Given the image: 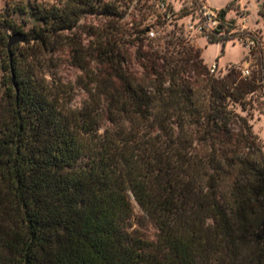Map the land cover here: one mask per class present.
<instances>
[{"label": "trees", "instance_id": "obj_1", "mask_svg": "<svg viewBox=\"0 0 264 264\" xmlns=\"http://www.w3.org/2000/svg\"><path fill=\"white\" fill-rule=\"evenodd\" d=\"M135 2L0 14V264H264V142L236 111L263 90L264 55L249 77L212 75L183 31L127 22ZM231 24L208 41L252 35ZM15 33L25 41L10 54ZM60 50L87 79L81 107L48 77Z\"/></svg>", "mask_w": 264, "mask_h": 264}, {"label": "rangeland", "instance_id": "obj_2", "mask_svg": "<svg viewBox=\"0 0 264 264\" xmlns=\"http://www.w3.org/2000/svg\"><path fill=\"white\" fill-rule=\"evenodd\" d=\"M28 0H0V14L4 13L9 5H15ZM51 1V0H38ZM108 1V0H105ZM205 4L216 14L220 10L226 8L228 4L236 1L239 7H235L228 12L227 20L234 24L233 32L252 33L257 36L261 42L262 49L258 50L254 58L251 55L249 47L238 37L226 41L210 43L204 35L190 31L187 29L189 19L193 14L183 16L184 11H192L196 9L193 0H136L133 4L127 22L138 23L145 20V24H154L157 33L151 34L152 37L161 35L163 32L183 31V35L187 41L195 45L201 51V57L208 68L213 65L218 66V74L226 75L230 69L249 68L251 75L254 70L260 69V55H264V16L260 14V9L264 0H205ZM170 4L174 11L173 17L166 21L165 27L161 24L157 25V15L167 9ZM244 11L242 13V11ZM191 13V12H190ZM245 16V17H244ZM20 22V21H19ZM86 25H97L98 20L88 18L84 21ZM28 31V27L25 28ZM79 33L82 35L81 31ZM79 34V35H80ZM256 46V45H255ZM253 49V48H252ZM134 50V49H132ZM259 51H263L260 53ZM257 56V57H256ZM133 69L140 71L138 65L134 64ZM49 79L55 80L57 84H72L75 91L74 107H81L88 99V94L84 89L87 79L84 73L71 63L68 51L60 50L55 54L52 66L47 70ZM250 75V76H251ZM236 111L243 117H248L250 124L253 126V132L264 142V87L262 91L257 92L252 97V107L248 106L247 111H243L240 106L236 107ZM249 112V113H248ZM136 215H141L139 206L135 203ZM144 230L152 236L154 234L153 227L148 224Z\"/></svg>", "mask_w": 264, "mask_h": 264}, {"label": "built area", "instance_id": "obj_3", "mask_svg": "<svg viewBox=\"0 0 264 264\" xmlns=\"http://www.w3.org/2000/svg\"><path fill=\"white\" fill-rule=\"evenodd\" d=\"M242 11V10H241ZM244 11H242L243 13ZM245 17V16H244ZM231 24L226 18V22L222 20L219 14L214 13L205 3L199 5L196 10L195 15H193L188 22L187 29L199 34L204 35L207 40L212 37H221L223 32L222 25ZM234 25V24H233ZM252 34V33H251ZM253 35V34H252ZM247 35L245 38V43L251 50L255 47L256 41L254 35ZM210 74H218V66L215 64L209 68ZM242 75L244 77H249L251 75L249 68L242 69Z\"/></svg>", "mask_w": 264, "mask_h": 264}, {"label": "water", "instance_id": "obj_4", "mask_svg": "<svg viewBox=\"0 0 264 264\" xmlns=\"http://www.w3.org/2000/svg\"><path fill=\"white\" fill-rule=\"evenodd\" d=\"M25 41V35L23 33H15L13 35L9 36V40H8V51L11 54L12 52V48L17 45V44H21ZM13 82L15 87H17L16 84V78L15 75H13Z\"/></svg>", "mask_w": 264, "mask_h": 264}, {"label": "crops", "instance_id": "obj_5", "mask_svg": "<svg viewBox=\"0 0 264 264\" xmlns=\"http://www.w3.org/2000/svg\"><path fill=\"white\" fill-rule=\"evenodd\" d=\"M203 2L205 3L206 1H205V0H203ZM236 5L239 7V4H237V3H236Z\"/></svg>", "mask_w": 264, "mask_h": 264}]
</instances>
